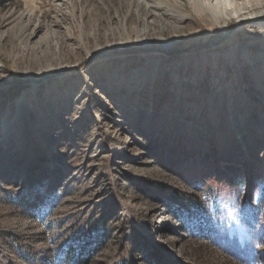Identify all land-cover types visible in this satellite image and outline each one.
<instances>
[{"label":"rangeland","instance_id":"374dc122","mask_svg":"<svg viewBox=\"0 0 264 264\" xmlns=\"http://www.w3.org/2000/svg\"><path fill=\"white\" fill-rule=\"evenodd\" d=\"M243 1L0 0V264H246L198 231L264 233V32L243 20L264 0ZM138 39L172 45L94 58Z\"/></svg>","mask_w":264,"mask_h":264},{"label":"bare ground","instance_id":"6f19581e","mask_svg":"<svg viewBox=\"0 0 264 264\" xmlns=\"http://www.w3.org/2000/svg\"><path fill=\"white\" fill-rule=\"evenodd\" d=\"M170 1V0H169ZM178 1V0H177ZM178 3V2H176ZM144 4V8H146V6H151L150 4H148L147 2L141 3L140 5ZM189 4L190 6L194 7L195 11L198 13H205V12H210L215 14H227V12H231L232 14L235 13V15L237 16L238 14H240V12H242V10H246L250 8V5L248 3H246L245 1H243L242 4L238 3V0H189ZM155 12H152L150 14L154 15ZM234 15V16H235ZM254 18H258V19H254ZM250 19L248 22L249 23H256V25L259 27L258 29L261 30L262 32H264V11H260L258 14H251L250 16L244 17L243 20H248ZM155 20V19H154ZM152 21V20H151ZM145 23V22H144ZM54 25H58V23H55ZM40 30V25L35 23L34 24V28L32 30V32L30 33L33 36L37 35L38 31ZM156 44H152L149 43L148 41L145 40H136V42L134 44H130V45H118V46H114L110 49L106 48V49H99L98 50V54H96V56H94L95 59H103L105 57L114 55L115 53H120V52H127L130 51L129 48L134 49V48H147V47H151V46H155L154 48H160L161 50H169L171 47V43L165 42V41H155ZM113 49H116L115 51H112ZM66 66L60 67L59 69L56 68H52L50 69L48 73V76L50 77H61L65 72H61L63 69H65ZM67 68V67H66ZM46 73H39L37 75H35L34 77L30 76L33 78V80H35L34 86H39V83L41 84L42 82L45 81V79L41 78L43 76H45ZM28 77V78H30Z\"/></svg>","mask_w":264,"mask_h":264},{"label":"trees","instance_id":"16d2710c","mask_svg":"<svg viewBox=\"0 0 264 264\" xmlns=\"http://www.w3.org/2000/svg\"><path fill=\"white\" fill-rule=\"evenodd\" d=\"M251 224V223H250ZM254 225V224H252ZM200 234L206 235L209 239H211L212 243L219 246L225 252L236 257L238 260L246 263V264H254L259 260V253H263L264 251H260L257 254V249L263 241H264V233L261 229H257L254 227V231H252L251 239L247 241L245 244H241L236 238H230L227 233H218L213 230H207L199 226L198 229ZM98 237L89 233L85 237V244H90L98 241ZM102 243H98L95 248L99 249L102 246ZM88 254H84L83 251H80L76 255H74L68 263L59 262V264H86L89 260Z\"/></svg>","mask_w":264,"mask_h":264}]
</instances>
